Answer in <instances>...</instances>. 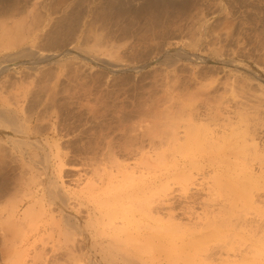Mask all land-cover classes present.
Segmentation results:
<instances>
[{
  "label": "rangeland",
  "instance_id": "374dc122",
  "mask_svg": "<svg viewBox=\"0 0 264 264\" xmlns=\"http://www.w3.org/2000/svg\"><path fill=\"white\" fill-rule=\"evenodd\" d=\"M0 47V264H264V0H0Z\"/></svg>",
  "mask_w": 264,
  "mask_h": 264
},
{
  "label": "bare ground",
  "instance_id": "6f19581e",
  "mask_svg": "<svg viewBox=\"0 0 264 264\" xmlns=\"http://www.w3.org/2000/svg\"><path fill=\"white\" fill-rule=\"evenodd\" d=\"M37 1H38V0H37ZM218 2H219V1H218ZM14 3H15V2H14ZM36 3H37V2H36ZM12 5H13V4H12ZM214 6H215V5H214ZM60 8H61V7H60ZM48 9H49V8H48ZM65 10H66V9H65ZM52 11H53V10H52ZM54 11H55V10H54ZM30 12H31V11H30ZM205 12H206V11H205ZM200 13H201V12H200ZM12 14H13V13H12ZM25 14H26V13H25ZM39 14H40V13H39ZM39 14H38V15H39ZM202 15H203V14H202ZM202 15H201V16H202ZM39 16H40V15H39ZM18 17H19V16H18ZM23 17H24V16H23ZM40 18H41V17H40ZM199 18H200V17H199ZM3 19H4V18H3ZM13 19H14V18H13ZM38 19H39V18H38ZM51 19H52V18H51ZM20 20H21V19H20ZM22 20H23V19H22ZM197 20H198V19H197ZM212 20H213V19H212ZM212 20H211V21H212ZM35 21H36V20H35ZM38 21H39V20H38ZM52 21H53V20H52ZM224 21H225V20H224ZM5 22H6V21H5ZM22 22H23V21H22ZM33 22H34V21H33ZM56 22H57V21H56ZM192 22H193V21H192ZM199 22H200V21H199ZM202 22H203V21H202ZM202 22H200V23H202ZM205 22H206V21H205ZM226 22H227V21H226ZM20 23H21V22H20ZM29 23H30V22H29ZM40 23H41V22H40ZM211 23H212V22H211ZM216 23H217V22H216ZM41 24H42V23H41ZM193 24H194V23H193ZM1 25H2V24H1ZM32 25H33V24H32ZM35 25H36V24H35ZM35 25H34V26H35ZM50 25H51V24H50ZM16 26H17V25H16ZM16 26H15V28H16ZM19 26H20V25H19ZM213 26H214V25H213ZM28 27H29V26H28ZM30 27H31V26H30ZM79 27H80V26H79ZM63 28H64V27H63ZM201 28H202V27H201ZM19 29H20V28H19ZM30 29H31V28H30ZM189 29H190V28H189ZM208 29H209V28H208ZM193 30H194V29H193ZM17 31H18V30H17ZM21 31H22V30H21ZM34 31H35V29H34ZM5 32H7V30H6ZM201 32H202V31L200 30L199 33H201ZM215 32H216V31H215ZM2 33H3V32H2ZM90 33H91V32H90ZM188 33H189V32H188ZM5 34H6V33H5ZM8 34H9V33H7V35H8ZM18 34H19V33H18ZM42 34H43V33H42ZM21 35H22V34H21ZM30 35H31V34H30ZM192 35H193V34H192ZM192 35H191V36H192ZM194 35H195V34H194ZM19 36H20V35H19ZM201 36H202V35H200V37H201ZM203 36H204V35H203ZM4 37H5V36H4ZM6 37H7V36H6ZM8 37H9V36H8ZM11 37H12V36H11ZM11 37H10V38H11ZM20 37H21V36H20ZM39 37H40V36H39ZM99 37H100V36H99ZM10 38H9V40H10ZM16 38H17V37H16ZM37 38H38V37H37ZM91 38H92V37H91ZM101 38H102V37H101ZM184 38H185V37H184ZM195 38H196V37H195ZM195 38H194V39H195ZM214 38H215V37H214ZM19 39H20V38H19ZM22 39H23V38H22ZM38 39H40V38H38ZM201 39H202V38H201ZM216 39H217V38H216ZM11 40H12V39H11ZM188 40H189V39H188ZM190 40H192V39H190ZM198 40H199V39H198ZM6 41H7V40H6ZM17 41H18V40H17ZM86 41H87V40H86ZM94 41H95V40H94ZM117 41H118V40H117ZM22 42H23V41H22ZM104 42H105V41H104ZM170 42H171V41H170ZM196 42H198V41L196 40ZM216 42H217V41H216ZM1 43H2V42H1ZM18 43H19V42H18ZM18 43H17V44H18ZM49 43H50V42H49ZM96 43H97V41H96ZM152 43H154V42H152ZM187 43H188V42H187ZM88 44H89V43H88ZM183 44H184V43H183ZM192 44H193V43H192ZM192 44H191V45H192ZM195 44H196V43H195ZM213 44H214V43H213ZM8 45H9V44H7V46H8ZM14 45H15V43H14ZM71 45H72V44H71ZM109 45H110V44H109ZM148 45H149V44H148ZM164 45H165V44H164ZM188 45H189V44H188ZM193 45H194V44H193ZM235 45H236V44H235ZM238 45H239V44H238ZM240 45H241V44H240ZM10 46H11V45H10ZM30 46H31V45H30ZM92 46H93V45H92ZM34 47H35V46H34ZM97 47H98V46H97ZM99 47H100V46H99ZM186 47H187V44H186ZM260 47H261V46H260ZM0 48H1V47H0ZM4 48H5V47H4ZM107 48H108V47H107ZM187 48H189V47H187ZM262 48H264V47H262ZM71 49H72V48H71ZM75 49H76V48H75ZM83 49H84V48H83ZM83 49H82V50H83ZM87 49H88V48H87ZM193 49H194V48H193ZM208 49H209V48H208ZM213 49H214V48H213ZM77 50H78V48H77ZM95 50H97V49H95ZM231 50H232V49H231ZM58 51H59V50H58ZM84 51H85V50H84ZM22 52H23V51H22ZM37 52H38V51H37ZM89 52H90V50H89ZM94 52H96V51H94ZM98 52H99V51H98ZM114 52H115V51H114ZM216 52H217V51H216ZM216 52H215V53H216ZM33 53H34V52H33ZM81 53H82V52H81ZM83 53H84V52H83ZM112 53H113V52L111 51V54H112ZM116 53H117V52H116ZM215 53H214V54H215ZM217 53H218V52H217ZM217 53H216V54H217ZM219 53H220V52H219ZM230 53H231V52H230ZM21 54H23V53H21ZM24 54H25V53H24ZM26 54H27V53H26ZM109 54H110V53H109ZM113 54H114V53H113ZM117 54H118V53H117ZM216 54H215V55H216ZM28 55H29V54H28ZM30 55H31V54H30ZM104 55H105V54H104ZM177 55H178V54H177ZM205 55H206V54H205ZM218 55H220V54H218ZM262 55H264V54H262ZM26 56H27V55H25V57H26ZM88 56H89V55H88ZM109 56H111V55H109ZM114 56H115V55H114ZM114 56H113V58H114ZM181 56H182V55H181ZM111 57H112V56H111ZM9 58H11V57H9ZM30 58H31V57H30ZM58 58H59V57H58ZM67 58H68V57H67ZM100 58H102V57H100ZM100 58H99V59H100ZM115 58H116V57H115ZM166 58H167V57H166ZM183 58H184V57H183ZM45 59H46V58H45ZM47 59H48V58H47ZM54 59H55V58H54ZM99 59H98V60H99ZM168 59H169V58H168ZM170 59H171V58H170ZM242 59H243V58H242ZM260 59H261V58H260ZM162 60H163V59H162ZM36 61H37V60H36ZM100 61H101V60H100ZM102 61H103V60H102ZM109 61H110V60H109ZM227 61H228V60H227ZM235 61H236V60H235ZM64 62H65V61H64ZM104 62H105V61H104ZM107 62H108V61H107ZM112 62H113V61H112ZM114 62H115V61H114ZM114 62H113V63H114ZM117 62H118V61H117ZM178 62H179V61H178ZM220 62H221V61H220ZM229 62H234V61H233V60H230ZM256 62H257V61H256ZM109 63H110V62H109ZM160 63H161V62H160ZM62 64H63V63H62ZM120 64H121V63H120ZM164 64H165V62H164ZM171 64H172V63H171ZM109 65H110L111 67H114V66H115V65H113V64H109ZM144 65H145V64H144ZM6 66H7V65H6ZM6 66H5V67H6ZM209 66H210V65H209ZM212 66H213V65H212ZM106 67H107V66H106ZM117 67H118V66H117ZM260 67H261V66H260ZM262 67H264V66H262ZM3 68H4V67H3ZM243 69H244V68H243ZM18 70H19V69H18ZM117 71H118V70H117ZM219 71H220V70H219ZM196 72H197V71H196ZM228 73H229V72H228ZM235 73H236V72H235ZM236 74H237V73H236ZM216 75H217V74H216ZM223 75H224V74H223ZM234 75H235V74H234ZM247 75H248V74H247ZM225 78H226V77H225ZM227 78H228V77H227ZM228 79H229V78H228ZM235 81H238V80H235ZM244 81H245V80H244ZM244 81H243V82H244ZM247 81H248V80H247ZM256 81H257V80H256ZM246 83H247V82H246ZM232 84H233V83H232ZM234 84H235V83H234ZM236 84H237V83H236ZM251 84H252V83H251ZM245 85H246V84H245ZM260 85H261V84H260ZM52 86H54V84H53ZM226 86H229V85H226ZM235 86H236V85H235ZM235 86H234V87H235ZM242 86H243V85H242ZM53 88H54V87H53ZM224 88H225V87H224ZM240 88H241V87H240ZM54 89H55V88H54ZM205 89H206V88H205ZM208 89H209V88H208ZM232 89H233V87H232ZM243 90H244V89H243ZM231 91H232V90H231ZM241 91H242V90H241ZM250 91H251V90H250ZM258 91H259V90H258ZM258 91H257V92H258ZM195 92H196V91H195ZM207 92H208V91H207ZM223 92H224V91H223ZM233 92H234V91H233ZM233 92H232V93H233ZM246 92H248V91H246ZM260 92H261V91H260ZM260 92H258V93H260ZM200 93H202V92L200 91ZM200 93H199V94H200ZM240 93H241V92H240ZM255 93H256V92H255ZM51 94H52V93H51ZM200 95H203V94H200ZM251 95H252V94H251ZM259 95H260V94H259ZM197 96H198V95H197ZM197 96H196V97H197ZM256 96H257V95H256ZM1 97H2V96H1ZM53 97H54V96H53ZM200 97H201V96H200ZM247 97H248V96H247ZM253 97H254V96H253ZM45 98H46V97H45ZM245 98H246V97H245ZM262 98H264V96H262ZM53 99H54V98H53ZM53 99H52V100H53ZM197 99H198V98H197ZM1 100H2V98H1ZM1 100H0V101H1ZM3 100H4V98H3ZM251 100H252V99H251ZM255 100H256V99H255ZM5 101H6V100H5ZM208 101H209V99H208ZM243 101H244V100H243ZM7 102H8V101H7ZM7 102H6V103H7ZM237 102H238V101H237ZM257 102H259V100H258ZM205 103H206V102H205ZM4 105H5V104H4ZM249 105H251V104H249ZM2 106H3V104H2ZM49 106H50V105H49ZM209 106H210V105H209ZM247 106H248V105H247ZM252 106H253V105H252ZM254 106H255V105H254ZM256 107H257V106H256ZM3 108H4V107H3ZM3 108H2V109L0 108V109L3 110ZM214 108H215V107H214ZM240 108H241V107H240ZM258 108H259V106H258ZM208 109H209V108H208ZM1 110H0V111H1ZM227 110H228V109H227ZM256 110H257V109H256ZM5 111H6V110H5ZM92 111H93V110H92ZM214 112H215V111H214ZM237 112H238V111H237ZM244 112H245V111H244ZM249 112H250V110H249ZM254 113H255V112H254ZM260 113H261V112H260ZM14 114H15V113H14ZM211 114H212V113H211ZM226 114H227V113H226ZM241 114H242V113H241ZM245 114H246V113H245ZM4 115H5V114H4ZM228 115H229V114H228ZM236 115H237V114H236ZM56 116H57V115H56ZM209 116H210V115H209ZM211 116H212V115H211ZM143 117H144V116H143ZM238 117H239V116H238ZM242 117H243V116H242ZM245 117H246V115H245ZM251 117H252V116H251ZM29 118H30V117H29ZM137 118H138V117H137ZM200 118H201V117H200ZM0 119L5 120L6 123H8L9 126L12 128V130H11V128H10V129L7 128V129H8V130H7V129L4 128L3 126H2V127L0 126V136H1L2 138H4V139H8V140H9V139H10L9 130H11V131H15V133L10 132V133H12V134L14 135V138H11L10 140H15V139H17V138H22V139H18V141L21 140L20 142L24 143L23 140H27V139H28L27 137H23L24 135L20 134V133H21V132H20L21 127H20V125L17 124V125H18V126H17V125L15 124L14 121H15L16 119H14V121H13V120H12L13 118L11 119L10 116H7V117H6V116H2V115H0ZM24 119H26V118L24 117ZM144 119H145V118H144ZM237 119H238V118H237ZM227 120H228V119H227ZM5 121H3V122H5ZM143 121H144V120H143ZM223 121H224V120H223ZM234 121H235V120H234ZM242 121H243V120H242ZM257 121H258V120H257ZM3 122H2V124H3ZM22 122H23V121H22ZM24 122H25V121H24ZM45 122H46V121H45ZM125 122H126V121H125ZM230 122H232V121H230ZM247 122H248V121H247ZM258 122H259V121H258ZM0 123H1V122H0ZM6 123H5V124H6ZM19 123H20V122H19ZM149 123H150V122H149ZM234 123H235V122H234ZM236 123H237V122H236ZM249 123H251V122H249ZM51 125H52V124H51ZM231 125H232V124H231ZM239 125H240V123H239ZM9 126H8V127H9ZM23 126H24V125H22V128H23V129H27V128H25L26 126H25V127H23ZM224 126H226V125H224ZM232 126H233V125H232ZM232 126H231V127H232ZM19 127H20V128H19ZM236 127H237V126H236ZM257 127H258V126H257ZM259 127H262V126H259ZM223 128H224V127H223ZM238 128H239V127H238ZM255 128H256V127H255ZM192 129H193V128H192ZM224 129H225V128H224ZM224 129H223V130H224ZM232 129H233V128H232ZM232 129L230 130V131H231L230 134H231V133H234V131H233ZM234 130H235V129H234ZM26 131H27V130H26ZM149 131H150V130H149ZM241 131H242V130H241ZM244 131H245V130H244ZM17 132H18V133H17ZM251 132H252V131H251ZM258 132H259V131H258ZM245 133H246V135H248L247 132H245ZM245 133H244V134H245ZM217 134H218V133H217ZM220 134H221V133H220ZM222 134H223V133H222ZM222 134H221V135H222ZM237 134H238V133H237ZM252 134H253V133H252ZM262 134H264V133H262ZM184 135H185V134H184ZM210 135H212V134H210ZM213 135H214V134H213ZM221 135H220V137H221ZM224 135H225V136H228V135L226 134V132H224ZM224 135H222V137H223ZM232 135L234 136V134H232ZM236 136H237V135H235V137H236ZM241 136H242V135H241ZM250 136H251V135H250ZM260 136H261V135H260ZM1 137H0V142L3 141ZM184 137H185V136H184ZM216 137H217V139L220 138V137H218V135H216ZM222 137H221V138H222ZM24 138H26V139H24ZM223 138H225V137H223ZM210 139H212V138H210ZM1 140H2V141H1ZM29 140H31L30 142H33V143H34V141H32L31 138H30ZM242 140H243V139H242ZM242 140H241V141H242ZM4 141H5V140H4ZM18 141H17V142H18ZM236 141H237V140H236ZM241 141H240V142H241ZM37 142H38V141H37ZM222 142H223V141H222ZM250 142H251V141H250ZM33 143H32V144H33ZM40 143H41V142H40ZM215 143H216V142H215ZM225 143H226V142H225ZM245 143H246V142H245ZM247 143H248V142H247ZM247 143H246V144H247ZM32 144H31V146H32ZM34 144H35V143H34ZM36 144H37V143H36ZM42 144H43V143H42ZM50 144H51V143H50ZM188 144H189V143H188ZM205 144H206V143H205ZM211 144H212V143H211ZM255 144H256V143H255ZM23 145H24V144H23ZM23 145H22V146H23ZM37 145H38V144H37ZM215 145H216V144H215ZM248 145H249V144H248ZM12 146H13V145H12ZM17 146H18V145H17ZM25 146H27V145H25ZM29 146H30V145H29ZM31 146H30V147H31ZM220 146H221V145H220ZM244 146H245V145H244ZM5 147H6V146H5ZM14 147H15V146H14ZM190 147H191V146H190ZM190 147L188 146V151L190 150V149H189ZM221 147H222V146H221ZM230 147H231V146H230ZM255 147H256V146H255ZM17 148H18V147H17ZM22 148H24V147H22ZM37 148H38V147H37ZM39 148H40V146H39ZM219 148H220V147H219ZM249 148H250V146H249ZM5 149H6V148H5ZM234 149H235V148H234ZM237 149H238V148H237ZM242 149H243V148H242ZM244 149H245V147H244ZM18 150H19V149H18ZM26 150H27V149H26ZM209 150H210V149H209ZM209 150H208V151H209ZM215 150H216V149H215ZM21 151H22V150H21ZM253 151H254V150H253ZM256 151H257V150H256ZM9 152H10V151H9ZM25 152H26V151H25ZM28 152H29V151H28ZM209 152H211V151H209ZM238 152H239V151H238ZM23 153H24V152H23ZM232 153H233V152H231V151L228 152V154H230V155H231ZM241 153H242V152H241ZM249 153H250V152H249ZM2 154H3V153H2ZM27 154H28V153H27ZM45 154H47V152H46ZM48 154H49V153H48ZM224 154H226V153H224ZM228 154H227V155H228ZM28 155H29V154H28ZM227 155H226V156H227ZM234 155H235V154H234ZM247 155H248V154H247ZM254 155H255V154H254ZM226 156H225V157H226ZM250 156H251V155H250ZM261 156H262V155H261ZM38 157H39V156H38ZM223 157H224V155H223ZM251 157H252V156H251ZM251 157H250V158H251ZM253 157H254V156H253ZM257 157H258V156H257ZM19 158H20V157H19ZM32 158H33V157H32ZM241 158H242V157H241ZM247 158H248V156H247ZM250 158H248V159H250ZM248 159H247V160H248ZM251 159H252V158H251ZM33 160H34V158H33ZM45 160H46V159H45ZM24 161H25V160H24ZM40 161H41V160H40ZM214 161H215V160H214ZM16 162H17V161H16ZM27 162H28V161H27ZM33 162H34V161H33ZM38 162H39V161H38ZM41 162H42V161H41ZM223 162H224V161H223ZM226 162H227V161H226ZM228 162H229V161H228ZM0 163H2V162H0ZM22 163H23V162H22ZM39 163H40V162H39ZM245 165H246V164H245ZM257 165H258V164H257ZM38 166H39V165H38ZM27 167H28V166H27ZM44 168H45V167H44ZM29 170H30V169H29ZM21 171H22V170H21ZM35 171H37V170H35ZM25 173H26V172H25ZM25 173H24V174H25ZM45 176H46V175H45ZM24 177H25V176H24ZM46 177H47V176H46ZM128 177H129V176H128ZM20 179H21V178H20ZM33 179H34V178H32V180H33ZM18 180H19V179H18ZM126 180H127V179H126ZM20 182H21V181H20ZM35 182H36V181H35ZM39 182H40V181H39ZM97 182H98V181H97ZM16 184H17V183H16ZM32 184H33V183H32ZM84 184H86V182H85ZM87 184H88V181H87ZM93 184H94V183L91 181V185L88 184V185H86V186H87V187H88V186H89V187H92ZM46 185H47V184H46ZM50 185H51V184H49V186H50ZM227 185H228V184H227ZM243 185H244V184H243ZM243 185H242V186H243ZM82 186H83V185H82ZM97 186H98V185H97ZM38 187H40V186H38ZM38 187H37V188H38ZM46 187H47V186H46ZM56 187H58V186H56ZM56 187H55V186H54V187L51 186L52 189L50 188L51 191L49 192L48 195H50L51 199L53 200V203L56 202V201H58V203H60V205H61V204L64 202V199H63V198H65V196H64V194L62 195V193H60ZM87 187H86L85 190H88ZM114 187H115V186H114ZM230 187H231V186H230ZM18 188H19V187H18ZM27 188H28V187H27ZM115 188H117V187H115ZM225 188H227V187H225ZM89 189H90V191H91L92 188H89ZM93 189H94V187H93ZM93 189H92V190H93ZM227 189H228V188H227ZM31 190H32V189H31ZM241 190H242V189H241ZM83 191H84V189H83ZM88 191H89V190H88ZM23 192H24V191H23ZM34 192H35V191H34ZM242 192H243V190H242ZM137 193H138V192H137ZM232 193H234V192H232ZM33 194H34V193H33ZM41 194H42V193H41ZM243 194L245 195V192H244ZM243 194H242V196H243ZM13 195H15V194H13ZM19 195H20V194H19ZM63 196H64V197H63ZM235 196H236V195H235ZM22 197H24V195H23ZM26 197L29 199L28 196H26ZM16 198H17V197H16ZM42 198H43V197H42ZM69 198H71V196H70ZM11 199H12V198H11ZM14 199H15V196H14ZM65 199H66V198H65ZM239 199H240V198H239ZM245 199H246V198H245ZM19 200H20V199H19ZM26 200H27V199H26ZM237 200H238V199H237ZM6 201H7V200H6ZM13 201H14V200H13ZM15 201H16V200H15ZM146 201H147V200H146ZM11 202H12V201H11ZM67 202H68V201H65V203H67ZM21 203H22V202H21ZM138 203H139V202H138ZM144 203H145V202H144ZM13 204H14V203H13ZM17 204H18V202H17ZM17 204H14V205H17ZM38 204H39V202H38ZM14 205H13V207H14ZM63 205L66 206L65 204H63ZM63 205H62V206H63ZM134 205H135V204H134ZM134 205H133V208H134ZM136 205H137V204H136ZM147 205H148V203H147ZM31 206H32V205H31ZM137 206H138V205H137ZM4 207H5V206H4ZM15 207H17V206H15ZM140 207H142V206H140ZM145 207H146V206H145ZM150 207H151V206H150ZM33 208H34V207H33ZM33 208H32V209H33ZM62 208H63V207H62ZM23 209H24V208H23ZM30 209H31V208H30ZM64 210H65V209H64ZM137 210H138V209H137ZM139 210H140V209H139ZM2 211H3V210H2ZM15 211H16V209H15ZM22 211H23V210H22ZM65 211H66V210H65ZM6 212H7V211H6ZM11 212H12V211H10V216H11ZM13 212H14V210H13ZM13 212H12V213H13ZM30 212H31V211L29 210V213H30ZM150 212H151V211H150ZM14 213H16V212H14ZM21 213H22V212H21ZM23 213H24V212H23ZM25 213H27V212L25 211ZM105 213H106V212H105ZM226 213H227V212H226ZM22 215L25 216L26 214H22ZM36 215H37V214H36ZM23 216H22V217H23ZM27 216H28V215H27ZM15 217H16V216H15ZM17 217H18V216H17ZM35 217H36V216H35ZM2 218H3V217H2ZM12 218H14V217H12ZM27 218H28V217H27ZM75 218H76V217H75ZM217 218H218V217H217ZM8 219H9V218H8ZM24 219H25V218H24ZM70 219H71V218H70ZM219 219H220V218H219ZM6 220H7V219H6ZM12 220H13V219H12ZM16 220H17V219H16ZM74 220H75V219H74ZM22 221H23V220H22ZM26 221H27V219H26ZM75 221H76V220H75ZM23 222H24V221H23ZM35 222H36V221H35ZM230 222H231V221H230ZM243 222H244V221H243ZM8 223H9V222H8ZM88 223H89V221H88ZM92 223H93V222H92ZM92 223H91V224H92ZM9 224H10V223H9ZM9 224H8V225H9ZM12 224H13V223H12ZM15 224H16V221H15ZM15 224H13V225H15ZM20 224H21V223H20ZM25 224H26V223H25ZM91 224H89V226H90ZM203 224H204V222H203ZM26 225H27V224H26ZM28 225H30V224H28ZM92 225H93V224H92ZM244 225H245V224H244ZM9 226H10V225H9ZM18 226H19V225H18ZM7 227H8V226H7ZM11 227H12V225H11ZM12 228H13V227H12ZM158 228H159V226H158ZM161 228H162V227H161ZM161 228H160V229H161ZM13 229H14V228H13ZM18 229H19V228H18ZM153 229H155V228H153ZM156 229H157V228H156ZM218 229H219V228H218ZM22 230H23V229H22ZM78 230H79V229H78ZM157 230H158V229H157ZM152 231H154V230H152ZM155 231H156V230H155ZM170 231H171V230H170ZM82 232H83V231H82ZM156 232H157V231H156ZM156 232H155V233H156ZM158 232H159V231H158ZM167 232H168V231H167ZM174 232H175V231H174ZM153 234H154V232H153ZM157 234H159V233H157ZM219 236H220V235H218L217 238H218ZM248 237H249V236H248ZM117 238H118V237H117ZM224 238H225V237H224ZM249 238H252V237H249ZM160 239H161V238H160ZM199 239H200V238H199ZM219 239H220V238H219ZM221 239L223 240V238H221ZM116 240H117V239H116ZM222 240H221V241H222ZM242 240H243V239H242ZM129 241H131V240L129 239ZM224 241H225V240H224ZM243 241H244V240H243ZM114 242H115V241H114ZM150 243H151V242H150ZM192 243H193V241L191 242V244H192ZM225 243H226V242H225ZM253 243H254V242H253ZM194 244H195V243H194ZM194 244H192V245H194ZM229 244H230V243H229ZM186 245H187V244H186ZM195 245H196V247L198 246L197 244H195ZM195 245H194V246H195ZM149 246H150V245H149ZM153 246H154V245H153ZM189 247H190V246H189ZM249 247H250V246H249ZM183 248H184V247H183ZM190 248H191V247H190ZM198 248H199V247H198ZM246 248H247V247H246ZM194 249H195V248H194ZM210 249H212V248H210ZM249 249H250V248H249ZM249 249H248V250H249ZM136 250H137V249H136ZM138 250H139V249H138ZM183 250H184V249H183ZM196 250H198V249H196ZM256 250H257V249H256ZM243 251H244V250H243ZM12 252H14V251H12ZM258 252H259V251H258ZM138 253H139V252H138ZM209 253H210V252H209ZM140 255H141V254H140ZM142 255H143V254H142ZM242 255H243V254H242ZM244 255H246V254H244ZM240 256H241V255H240ZM240 256H239V257H240ZM251 256H252V255H251ZM203 257H204V256H203ZM248 257H250V256H248ZM248 257H247V258H248ZM174 258H175V257H174ZM194 258H196V257H194ZM194 258H193V259H194ZM165 260H167V259H165ZM174 260H175V259H174ZM189 260H191V259H189ZM151 261H152V259H151ZM171 261H172V259H171ZM173 262H174V261H173ZM191 262H192V261H191ZM194 262H195V261H194ZM241 262H242V261H241ZM245 262H246V261H245ZM168 263H169V262H168ZM174 263H175V262H174ZM189 263H190V262H189ZM246 263H248V262H246ZM139 264H140V263H139ZM170 264H171V263H170ZM194 264H195V263H194Z\"/></svg>",
  "mask_w": 264,
  "mask_h": 264
}]
</instances>
